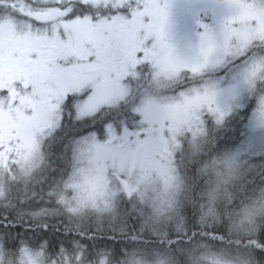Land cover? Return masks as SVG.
<instances>
[{
    "label": "rangeland",
    "instance_id": "374dc122",
    "mask_svg": "<svg viewBox=\"0 0 264 264\" xmlns=\"http://www.w3.org/2000/svg\"><path fill=\"white\" fill-rule=\"evenodd\" d=\"M207 1L212 23L218 26L214 40L219 46L210 63L194 71L201 60L183 70L181 62L165 59L146 66L151 75L139 83L135 92L128 85L109 90L93 88L88 101L90 110L84 115L103 113L107 122L100 134L92 130L74 138L68 147L66 166L59 167L56 173V183L53 178L38 185L32 197L49 201L77 227L128 235L132 243L138 237L134 230L127 232L132 228L165 236L183 233L188 212L204 228H217L226 221L227 234L256 236L264 226V184L242 190V201L241 189H231L241 179L252 180L264 166V116L260 104L264 100V0H240L247 13L242 38L232 37L227 46H222L223 29L231 10L226 0ZM248 48L253 49L251 55L237 60L235 55ZM253 64L257 65L256 74L246 82L247 66ZM75 68L79 66L54 67L61 82L47 94L59 106L58 111L54 107L32 108L26 115L16 114L24 120L20 147L23 155L13 160L0 159V199L11 187L24 186L20 184H26L32 176L37 175L35 180L39 182L46 181L49 162L45 159L48 147L44 146L62 122L64 98L69 92L85 90L83 82L71 78ZM185 76L194 81L191 86L173 91ZM212 90L216 91L214 98L208 96ZM5 106V100L0 99V125L11 120ZM204 112L209 118L204 117ZM233 118L237 119L236 129L228 137L229 148L219 158L201 165L196 176L187 174L186 166L193 163L194 154H200L207 136L222 132ZM82 119L77 109L73 121ZM220 137H212L211 141ZM48 172H54V168ZM122 205L125 213H121ZM220 205L225 211L219 210ZM47 210L36 214L47 216ZM132 243L120 249L123 256L118 260L122 262H113L110 252L109 256L92 257L75 250L64 258L60 254L50 257L28 245L9 256L0 240V264H264L259 254L255 258L244 248L222 243L194 241L189 246L176 245L171 251Z\"/></svg>",
    "mask_w": 264,
    "mask_h": 264
},
{
    "label": "flooded vegetation",
    "instance_id": "af4514ba",
    "mask_svg": "<svg viewBox=\"0 0 264 264\" xmlns=\"http://www.w3.org/2000/svg\"><path fill=\"white\" fill-rule=\"evenodd\" d=\"M82 2L94 10L103 11L105 7L115 3V0H82ZM207 2V0H168L167 37L174 55H168L161 49L154 31L148 27L143 18L140 26L128 24L120 19L108 20L104 23H73L67 28L66 34H58L55 31L50 35L15 33L11 28L0 31V48L10 47L14 50V53L8 56L0 54V87L8 89L6 95H0V99L5 100V108L9 109L11 116L9 122L0 125V159L13 160L23 155L20 147L23 141L24 120L18 119L16 114L26 115L32 108L54 107L58 111L59 106L47 94V90L61 82V77L54 70L55 66L62 64L79 66L75 68V74L71 78L74 82H83L85 89L109 90L128 85L131 91L135 92L139 86L135 82L139 71L145 66V61L146 66H150L165 59L177 60L181 62L183 70H188L192 64L200 61L201 34L207 32L215 39L218 31V26L212 23V9ZM138 51H143L144 55L137 56ZM93 57L95 62L92 60ZM64 122H61L57 130ZM164 128L165 126H161L160 129ZM150 131L154 129L151 128ZM138 134L140 135L141 132ZM46 147L48 152L50 147L45 144L44 148ZM28 188L37 189L38 186ZM33 197L37 198L35 195ZM44 204L50 206L49 201ZM44 210L48 211L47 216H43V213L41 216L50 218L52 223L49 230H43L44 226L30 227L28 221L25 222L27 226L23 227L25 230L23 232L26 234L14 233L13 236L37 240L46 237H61L66 240L78 238L76 222L73 219H66L55 206L45 207ZM4 216L0 214L2 219ZM59 224L63 225V229L69 228V231L59 232L56 227ZM56 229L59 230L58 233L54 231ZM92 236L93 234H90L88 238ZM93 246L94 249L90 252L94 254L92 257H96V245ZM41 250L50 257L60 254L64 258L66 253L71 254L64 249L56 250L55 253ZM122 256L121 252L119 258ZM110 260L115 261L113 257ZM120 260L118 261L122 262Z\"/></svg>",
    "mask_w": 264,
    "mask_h": 264
},
{
    "label": "trees",
    "instance_id": "16d2710c",
    "mask_svg": "<svg viewBox=\"0 0 264 264\" xmlns=\"http://www.w3.org/2000/svg\"><path fill=\"white\" fill-rule=\"evenodd\" d=\"M107 116L102 114H97L95 117H93V122L96 123L97 127L93 131H96L98 134L101 132V128L103 124L101 125V121L107 122ZM236 118L230 119L227 124L225 125V129L222 130L220 133H214L211 132L210 135L207 136L206 140L203 143V146H201L200 154H194L193 159L191 162H193L190 165H187V174L191 175L193 177L196 172L200 169V166L205 164L206 162L209 163L210 160H214L215 158H219L225 152L226 148H229V139L230 133L232 130L236 129ZM73 124L75 122L73 121ZM88 124L83 125H75L73 128L71 125H69L68 121L66 120L62 127L56 131L55 134H53L50 141L47 143V146L50 147L49 152H47L46 160L49 162L48 168L45 170L46 173V181L45 182H39L35 179L38 178L37 175L32 176L30 178V181L26 184H20L24 186H19L17 188L11 187L9 190H7V194L3 199H0V214L4 216H9L10 219L15 220L17 223L15 226H10L11 236L14 235V233L22 234L23 227H26V223L29 222V226H37V227H43L47 225L48 227L52 226L50 223V218H45L41 215H37L36 212H41L42 209L51 208V206L44 204L47 202V200L43 201H37L38 198L32 197L31 195L36 193L33 189H28V187L31 186H38V185H45L50 181V179L54 178V181L56 183L58 177H56V173L60 168H64L66 165L68 157V147L74 140V138L86 133V132H80L81 128H88ZM92 131V130H90ZM87 131V132H90ZM79 133V134H77ZM217 135H221L217 141L213 142L211 141L212 137H215ZM201 151H203L201 153ZM198 155V156H197ZM68 157V158H67ZM61 162V163H60ZM183 162H185L183 160ZM56 167V168H55ZM54 168V172H48L49 169ZM47 174L50 175V178H47ZM196 176V175H195ZM204 178V177H203ZM195 178L191 179V182L195 181ZM242 180V179H241ZM239 181L236 185L233 186L231 189L232 192H234V188L238 187L241 189L240 195H242V199L245 198V192L242 190L254 187L257 188L258 186L264 184V166L263 168L259 169V173L253 176V179L251 180L249 177L247 179H243L242 181ZM242 182V183H240ZM34 183V185H33ZM36 183V184H35ZM188 183V182H187ZM195 185H198V183H195ZM38 189V188H37ZM36 189V190H37ZM33 190V191H32ZM239 191V190H238ZM237 192V191H236ZM192 193H195V190L193 189ZM22 201H26V203H21ZM220 202H223L221 200ZM121 208H119V211ZM221 211H225V207L220 205ZM126 209L124 208V205H122L121 213H125ZM35 213V214H34ZM190 212H188V215L184 217V229L182 230L183 233H171L170 235H158L160 233H150L147 231H137L135 229H130L127 232L135 231V233L138 235L137 239H134L139 243L140 246H144V248H147L148 246L154 247L157 249H164L167 251L175 250L176 245L180 246H189L192 242H199L203 241L205 244L213 243H222L227 244L230 246H234L237 248H244L245 250L249 251L255 258L257 254H259L260 251H264V226L260 227L259 231L257 232L256 236L247 238V237H240V236H232L227 234L226 231V221H222L217 228H207L202 227L201 225L197 224L193 220V216L189 215ZM37 215V216H36ZM27 219L25 220V218ZM0 220L2 218L0 217ZM62 220H64L62 218ZM26 222V223H25ZM56 227L60 230L59 232H67L68 229H63V225H56ZM21 232V233H20ZM54 233L55 232H51ZM58 233V232H56ZM76 233L78 234V238L76 240H66V238L61 237H46L44 239H33L28 237H9L4 232L0 231V240L3 242V245L5 246L6 250H9V256H12L21 246L28 245L32 248L36 249H45L46 251L52 253H55L56 250L64 249L68 253H72V251L76 250H82L86 252L89 255L93 256L94 254L90 252L94 249V246L92 245L94 241H98L99 243L96 245L95 249H97L96 254H109L111 253V257L116 261L119 259L121 250L125 245L131 244L132 239H128V235H114L108 232H90L86 229H83L81 227H77ZM23 234H26L23 232ZM90 234H93L92 237L88 236ZM98 237V238H97ZM221 239H220V238ZM199 238V239H198ZM218 238L220 239V242H218ZM132 243V244H134ZM138 244V245H139ZM126 247V246H125ZM104 249V250H103ZM14 252V253H13ZM110 252V253H109ZM177 264H185L183 262H178Z\"/></svg>",
    "mask_w": 264,
    "mask_h": 264
},
{
    "label": "snow or ice",
    "instance_id": "6c2138e0",
    "mask_svg": "<svg viewBox=\"0 0 264 264\" xmlns=\"http://www.w3.org/2000/svg\"><path fill=\"white\" fill-rule=\"evenodd\" d=\"M231 14L227 17L224 24L223 45L227 46L232 37L242 38V25L247 20V13L243 10L240 0H226ZM168 0H115L109 7H105L103 11L92 9L82 0H0V31L11 28L15 33H31L39 35H50L52 31L58 34H66L69 25L73 23H104L108 20H123L128 24L140 26L141 18L147 23L154 33L155 38L164 52L168 55H174L172 46L168 43L167 25L169 16ZM218 45L215 40L207 33L201 34L199 53L201 63L199 68L194 67V71H199L210 63V57L217 51ZM253 49L248 48L240 54L235 55L237 60L246 58L251 55ZM14 50L10 47L0 48V54L8 56L13 54ZM143 51H138L137 56H143ZM95 62V58H92ZM143 70L140 73L139 85L141 81H146L151 73L147 70V62H144ZM138 67H141L138 65ZM257 65H248L244 75L246 82L256 74ZM194 81L185 76L183 82H178L173 91H182L184 87L191 86ZM91 89H85L80 93L69 92L64 98V114L62 123L66 119L73 128L75 125L88 124V128H81L80 132H87L96 129L97 125L93 122V117L84 115L90 109L88 101L91 96ZM8 89L0 87V95H6ZM209 97L214 98L216 91L212 90L208 93ZM261 116H264V100L260 101ZM77 109L83 115L82 120H76L73 124V116ZM220 111L219 109H216ZM205 118H209L208 112L203 113ZM223 116V112L220 111ZM103 121H101V125ZM79 134V133H77ZM15 220L10 219L7 215L0 220V231L9 237L11 236L10 226H15ZM43 230H49L45 225ZM33 230V229H31ZM35 232V230H33ZM58 232L59 230H54ZM99 242L94 241L93 245ZM259 255L264 257V251H260Z\"/></svg>",
    "mask_w": 264,
    "mask_h": 264
},
{
    "label": "bare ground",
    "instance_id": "6f19581e",
    "mask_svg": "<svg viewBox=\"0 0 264 264\" xmlns=\"http://www.w3.org/2000/svg\"><path fill=\"white\" fill-rule=\"evenodd\" d=\"M33 191V190H32ZM40 211V210H39ZM125 232V231H124ZM104 250V249H103ZM80 251V250H79ZM168 254V253H167ZM75 256V255H74ZM99 257V256H98Z\"/></svg>",
    "mask_w": 264,
    "mask_h": 264
}]
</instances>
